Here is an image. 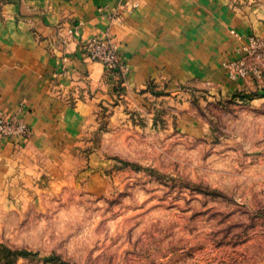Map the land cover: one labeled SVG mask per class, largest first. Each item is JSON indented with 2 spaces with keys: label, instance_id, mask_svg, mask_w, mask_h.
<instances>
[{
  "label": "rangeland",
  "instance_id": "374dc122",
  "mask_svg": "<svg viewBox=\"0 0 264 264\" xmlns=\"http://www.w3.org/2000/svg\"><path fill=\"white\" fill-rule=\"evenodd\" d=\"M238 53L246 88L102 112L74 150L29 153L0 180V264H264V31Z\"/></svg>",
  "mask_w": 264,
  "mask_h": 264
},
{
  "label": "crops",
  "instance_id": "0c3cea01",
  "mask_svg": "<svg viewBox=\"0 0 264 264\" xmlns=\"http://www.w3.org/2000/svg\"><path fill=\"white\" fill-rule=\"evenodd\" d=\"M255 7L253 0H0V110L31 129L28 140L0 143V180L31 152L74 150L82 124L102 112L114 119L134 108L156 119L175 112L169 105L186 106L192 87L213 95L246 88L226 64L264 31ZM106 34L127 73L85 57V44Z\"/></svg>",
  "mask_w": 264,
  "mask_h": 264
},
{
  "label": "built area",
  "instance_id": "2783aa9c",
  "mask_svg": "<svg viewBox=\"0 0 264 264\" xmlns=\"http://www.w3.org/2000/svg\"><path fill=\"white\" fill-rule=\"evenodd\" d=\"M84 54L89 61L101 63L108 71L119 69L123 74L128 71V68L122 64L118 50L108 34L90 39L84 46ZM226 67L229 76L233 79L247 75L243 60L230 61ZM30 134L31 129L24 120L13 115H6L0 110V143L6 140L28 138Z\"/></svg>",
  "mask_w": 264,
  "mask_h": 264
}]
</instances>
